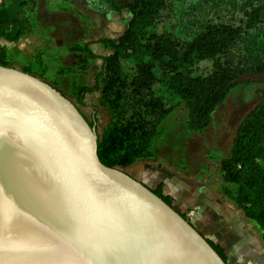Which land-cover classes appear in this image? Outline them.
Wrapping results in <instances>:
<instances>
[{"label":"water","instance_id":"obj_1","mask_svg":"<svg viewBox=\"0 0 264 264\" xmlns=\"http://www.w3.org/2000/svg\"><path fill=\"white\" fill-rule=\"evenodd\" d=\"M0 264H226L153 190L98 157L79 109L0 66Z\"/></svg>","mask_w":264,"mask_h":264},{"label":"rangeland","instance_id":"obj_2","mask_svg":"<svg viewBox=\"0 0 264 264\" xmlns=\"http://www.w3.org/2000/svg\"><path fill=\"white\" fill-rule=\"evenodd\" d=\"M11 1L0 0V9ZM248 1L168 0L163 20L155 30L168 31L186 41L208 21L238 25L243 19V5ZM110 5L111 0H35L20 39L10 42L0 38V66L33 75L51 85L92 124L98 142L116 119V114L103 104L101 91L94 90L97 82L101 86V78H97L102 69L99 58L108 55L107 46L98 41L119 36L129 18L127 11L118 14ZM254 41L261 45L264 38L257 35ZM252 45V52L260 50L256 43ZM85 47L98 58H91ZM132 68L129 61L124 70ZM206 68V62H202L192 72L200 74ZM155 74L161 77L159 69ZM152 90L169 113L157 124L146 152L118 170L153 191L161 186L163 195L171 198L172 207L187 219L203 220L193 208L213 201L221 205L222 211L232 208L242 215V209L234 202L236 188L223 183L220 164L229 154L238 124L264 97V74L232 89L203 133L189 131L186 106L166 85L158 82ZM240 218L259 243L261 234L256 226L243 215Z\"/></svg>","mask_w":264,"mask_h":264},{"label":"trees","instance_id":"obj_3","mask_svg":"<svg viewBox=\"0 0 264 264\" xmlns=\"http://www.w3.org/2000/svg\"><path fill=\"white\" fill-rule=\"evenodd\" d=\"M110 6L118 14L127 11L129 18L119 36L98 41L107 46L108 55L99 58L102 69L97 78H101V86L97 82L94 90L101 91L103 104L116 114L115 122L98 142L99 160L107 167L120 169L139 159L157 124L169 113L153 94L156 83L166 85L184 103L189 131L203 133L232 89L264 74V42L259 45L254 41L257 35L264 38V0L246 2L238 25L208 21L186 41L155 30L168 0H111ZM34 7L35 0H12L1 8L0 38L19 40ZM252 41L260 52L251 51ZM87 53L98 58L90 50ZM129 61L133 68L125 71ZM202 62H206V70L193 74V67ZM158 69L160 78L155 74ZM220 174L225 185L236 188V206L256 226L264 242V97L238 124L229 154L221 161ZM162 189L160 186L153 192L172 206ZM209 244L225 261L223 251Z\"/></svg>","mask_w":264,"mask_h":264},{"label":"crops","instance_id":"obj_4","mask_svg":"<svg viewBox=\"0 0 264 264\" xmlns=\"http://www.w3.org/2000/svg\"><path fill=\"white\" fill-rule=\"evenodd\" d=\"M219 206L215 201L201 204L199 209L193 210L199 212L203 220L186 219L208 242L223 251L226 264H264V242L260 237L258 243L245 229L239 219L242 215L246 218L244 211L237 215L234 209L222 211Z\"/></svg>","mask_w":264,"mask_h":264}]
</instances>
